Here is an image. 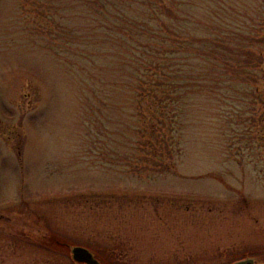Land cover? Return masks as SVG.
I'll use <instances>...</instances> for the list:
<instances>
[{
    "label": "rangeland",
    "instance_id": "obj_1",
    "mask_svg": "<svg viewBox=\"0 0 264 264\" xmlns=\"http://www.w3.org/2000/svg\"><path fill=\"white\" fill-rule=\"evenodd\" d=\"M77 2L0 0V264H72L73 246L107 264L264 253V145L254 160L228 157L203 97L173 165L126 139L91 140L90 119L126 132L150 105L111 45L97 56L91 41L95 57L80 55L79 35L97 23Z\"/></svg>",
    "mask_w": 264,
    "mask_h": 264
},
{
    "label": "trees",
    "instance_id": "obj_2",
    "mask_svg": "<svg viewBox=\"0 0 264 264\" xmlns=\"http://www.w3.org/2000/svg\"><path fill=\"white\" fill-rule=\"evenodd\" d=\"M78 1L90 7L89 23L93 17L97 23L79 35L86 41L80 55L95 57L86 48L91 41L97 56H105L111 45L130 75V89L150 105L137 114L140 125L127 124L126 132L121 123L111 131L106 117L96 124L90 119L93 142L126 139L154 159L169 155L173 165L182 152L192 101L203 97L228 157L255 159L254 150L264 145V0ZM171 168L163 163L160 169Z\"/></svg>",
    "mask_w": 264,
    "mask_h": 264
},
{
    "label": "water",
    "instance_id": "obj_3",
    "mask_svg": "<svg viewBox=\"0 0 264 264\" xmlns=\"http://www.w3.org/2000/svg\"><path fill=\"white\" fill-rule=\"evenodd\" d=\"M71 259L77 264H103L95 258V255L87 248L81 246L70 247ZM232 264H245V261H239Z\"/></svg>",
    "mask_w": 264,
    "mask_h": 264
},
{
    "label": "flooded vegetation",
    "instance_id": "obj_4",
    "mask_svg": "<svg viewBox=\"0 0 264 264\" xmlns=\"http://www.w3.org/2000/svg\"><path fill=\"white\" fill-rule=\"evenodd\" d=\"M239 261H245V264H264V253H257V254L246 253L243 257H241L235 261H232L231 263L239 262Z\"/></svg>",
    "mask_w": 264,
    "mask_h": 264
}]
</instances>
